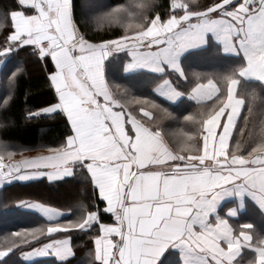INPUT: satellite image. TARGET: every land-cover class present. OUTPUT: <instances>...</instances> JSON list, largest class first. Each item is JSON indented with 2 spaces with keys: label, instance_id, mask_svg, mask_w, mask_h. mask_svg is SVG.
<instances>
[{
  "label": "snow or ice",
  "instance_id": "snow-or-ice-1",
  "mask_svg": "<svg viewBox=\"0 0 264 264\" xmlns=\"http://www.w3.org/2000/svg\"><path fill=\"white\" fill-rule=\"evenodd\" d=\"M138 7L134 26L99 42L78 29L71 0H14L0 12V108L7 111L15 101L23 49L47 66L52 93L25 118L62 115L68 129L57 146L47 147L51 154L0 170V184L82 175L99 200L63 220L60 209L37 202L46 222L5 237L0 261L15 251L25 261L51 256L65 264L78 233L91 237L89 264H244L246 256V264H264V236L254 239L250 223L234 228L230 220L238 213L222 204L251 200L264 213V112L254 134L253 102L237 91L241 81L264 90V0H211L203 7L171 0L163 17L152 3ZM121 12L113 10L116 18ZM213 39L242 62L227 73L186 72L181 55ZM114 52L126 53L125 72L149 69L193 81L188 95L200 108L185 117L194 130L184 132L178 150L148 122L152 113L141 108L138 115L114 93L120 86L105 78V61ZM157 90L170 100L182 95L173 79ZM249 95L255 98L254 91Z\"/></svg>",
  "mask_w": 264,
  "mask_h": 264
},
{
  "label": "trees",
  "instance_id": "trees-1",
  "mask_svg": "<svg viewBox=\"0 0 264 264\" xmlns=\"http://www.w3.org/2000/svg\"><path fill=\"white\" fill-rule=\"evenodd\" d=\"M145 2L152 3L155 11L163 17L167 15L171 0H71L72 16L74 23L86 39L92 42L115 39L124 33L128 24L135 25L136 17L142 11L138 5ZM210 2L211 0H194V6L203 7ZM13 4L14 0H0V12ZM117 8L122 10L119 18H116V14L113 13V10ZM108 13H113V16L109 17ZM151 14L153 13H149ZM18 54L21 56L18 66L22 69V74L18 90L14 93L15 101L7 111L0 108V160L6 159L13 163L49 153L46 150L47 147L57 146L68 131L62 115L31 120L25 118L28 109L35 110L37 107L44 106L51 99L52 93L47 83V66L43 62L37 63L25 57L23 49L19 50ZM123 57L125 53L120 52L106 61L105 75L108 83L120 86L119 91L115 88L113 91L122 99L126 107L138 115H142L141 108L152 113L148 122L158 124L168 145L178 150L181 141L186 139L184 132L194 130L192 122L186 121L185 117L195 115L200 106L185 100L176 105H170L157 98L152 89L162 79L167 78L176 81L178 90L187 94L193 86V81L191 78L182 80L170 72H164L163 75L136 73L124 76L121 71L125 62ZM240 63L238 58L222 56L218 47L212 43L202 50L185 55L182 59V67L186 72L203 74L227 73ZM237 91L246 96V101L253 102L256 122L254 134L258 135L259 121L262 118L260 114L264 112V90L258 83L241 81ZM253 91L254 99L249 95ZM4 94L2 81H0V95ZM148 101L160 105V108L152 107ZM233 139H235V133ZM17 201L22 203L18 204ZM33 202L60 209L66 215L62 220L76 219L81 205L90 208L94 202L99 204L98 197L93 195L90 182L82 175L54 182L41 179L29 183L6 185L0 189V249L5 246V237H8L11 232L38 227L46 222L36 213L24 208L25 204ZM100 207L102 210L103 205L100 204ZM245 217L246 220H244ZM104 222H112L107 218V214H105ZM243 223L254 225L251 230L254 239L256 235L264 236V218L252 205H248L243 217L240 216L238 225ZM8 242L10 243V240ZM72 245L74 256L65 264H89V261L93 259V256L89 255L90 249L93 252L91 237L74 234ZM248 251L246 249L245 253ZM247 258L250 257H245L244 264ZM0 264H59V261L44 258L26 262L14 251L0 261Z\"/></svg>",
  "mask_w": 264,
  "mask_h": 264
},
{
  "label": "crops",
  "instance_id": "crops-1",
  "mask_svg": "<svg viewBox=\"0 0 264 264\" xmlns=\"http://www.w3.org/2000/svg\"><path fill=\"white\" fill-rule=\"evenodd\" d=\"M215 44L217 47H218V49H219V52H220V54L222 55V56H224V57H230V58H238L241 62H242V58L241 57H238V56H235V55H232V54H226L222 49H221V46H220V44L215 40V39H213L210 43H208V44H205L204 46H202V47H195V48H191V49H188L187 51H185L182 55H181V57H180V63H181V67H182V59H183V57L185 56V55H187V54H189V53H192V52H195V51H199V50H202V49H204V48H206L209 44ZM116 53H120V52H114L112 55H110L108 58H107V60L109 59V58H111L114 54H116ZM124 53V52H123ZM125 55H126V53H125ZM106 60V61H107ZM106 61H105V64H106ZM124 63H126V61L124 62ZM124 63H123V65H122V68H121V71H122V74L124 75V76H128V75H132V74H136V73H146V74H153V75H163L164 74V72H155V71H152V70H149V69H141V70H137L136 72H125L124 71ZM183 68V67H182ZM105 74H106V71H105ZM105 78H106V75H105ZM165 79H167V78H165ZM106 80H107V78H106ZM164 79H162L161 81H163ZM182 80H184V79H182ZM160 81V82H161ZM159 82V83H160ZM254 83H258V82H254ZM259 84V83H258ZM158 85V84H157ZM157 85H155L154 86V88L152 89V92H153V94L157 97V98H159V99H161V100H163V101H165L166 103H168V104H170V105H176V104H178V103H181L183 100H185V101H187V102H189V103H191V104H194V105H198L197 104V102L195 101V100H193L192 98H190V96L188 95V93L187 94H183L182 93V95H180V96H178L176 99H174V100H170V99H168L167 97H166V95H163V94H160L159 92H158V90H157ZM49 154H51V153H47V154H42V155H49ZM38 156H40V155H38ZM38 156H35V157H30V158H26V159H34V158H36V157H38ZM25 160V159H24ZM3 161H4V159H1L0 160V165H3L4 167H5V164L3 163ZM23 161V160H22ZM19 162H21V161H18V162H16L15 164H18ZM14 163H12V164H10V165H15ZM10 165H7V166H10ZM1 170V169H0ZM66 178H70V177H65L64 179H66ZM41 179H45V180H47V178L46 177H40L39 179H34V180H26V181H21V180H18V181H14V182H12V181H9V182H4V183H2V184H0V189L1 188H3L4 186H6V185H9V184H11V183H29V182H33V181H37V180H41ZM62 180V179H61ZM48 181V180H47ZM57 181H59V180H57ZM49 182V181H48ZM37 203H35V202H33V203H27V204H25L24 205V208L26 209V210H28V211H30V212H33V213H36L38 216H40L41 218H43L45 221H46V214H45V212H44V210L41 208V207H36V206H34V205H36ZM222 204H227L229 207H232V208H234L236 211H237V216L235 217V218H233V219H231L230 220V223L233 225V227L234 228H239V226L241 225H238V221H240V216L241 217H243V214H245V212L247 211V208H248V205H252L258 212H259V215L261 216V217H263L264 218V213H262L261 212V210H260V208L253 202V201H251V200H246V201H244V203H243V205H241L240 204V202L239 201H236V200H233L232 198H229L227 201H225V202H222ZM42 205V204H41ZM249 212L251 211V210H248ZM251 215H252V213H251ZM64 216H61L60 217V219L62 220V218H63ZM244 220H246V217L244 218ZM92 256H94V248H93V252H92ZM44 258H48V259H54V260H56V258L55 257H51V256H38V257H33V258H31V260L30 261H26V262H31V261H34V260H37V259H44ZM71 258H73V256L72 257H69L67 260H69V259H71ZM24 260V259H23ZM25 261V260H24Z\"/></svg>",
  "mask_w": 264,
  "mask_h": 264
},
{
  "label": "rangeland",
  "instance_id": "rangeland-1",
  "mask_svg": "<svg viewBox=\"0 0 264 264\" xmlns=\"http://www.w3.org/2000/svg\"><path fill=\"white\" fill-rule=\"evenodd\" d=\"M3 163H5L6 165H9V164H12L13 162H9L8 160H6V159H4V161H3ZM15 164V163H14ZM12 182H14V181H18V179H13V180H11Z\"/></svg>",
  "mask_w": 264,
  "mask_h": 264
},
{
  "label": "water",
  "instance_id": "water-1",
  "mask_svg": "<svg viewBox=\"0 0 264 264\" xmlns=\"http://www.w3.org/2000/svg\"><path fill=\"white\" fill-rule=\"evenodd\" d=\"M2 171H6L7 170V166H5L3 169H1Z\"/></svg>",
  "mask_w": 264,
  "mask_h": 264
}]
</instances>
